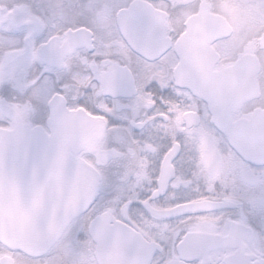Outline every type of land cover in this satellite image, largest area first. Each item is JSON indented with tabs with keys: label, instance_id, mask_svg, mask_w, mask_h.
Instances as JSON below:
<instances>
[{
	"label": "snow or ice",
	"instance_id": "1",
	"mask_svg": "<svg viewBox=\"0 0 264 264\" xmlns=\"http://www.w3.org/2000/svg\"><path fill=\"white\" fill-rule=\"evenodd\" d=\"M0 264H264V0H0Z\"/></svg>",
	"mask_w": 264,
	"mask_h": 264
}]
</instances>
